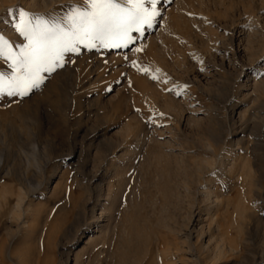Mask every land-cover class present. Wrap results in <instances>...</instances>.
Returning <instances> with one entry per match:
<instances>
[{"label": "rangeland", "instance_id": "1", "mask_svg": "<svg viewBox=\"0 0 264 264\" xmlns=\"http://www.w3.org/2000/svg\"><path fill=\"white\" fill-rule=\"evenodd\" d=\"M18 7L50 23L93 11L90 0H0V37L17 53L27 40L7 10ZM156 8L128 47L80 45L28 96L0 95V264H264V0ZM14 71L0 57V76ZM206 179L223 202L197 196L209 232L184 239L175 203ZM21 190L28 227L10 215ZM213 237L225 250L205 248Z\"/></svg>", "mask_w": 264, "mask_h": 264}, {"label": "snow or ice", "instance_id": "2", "mask_svg": "<svg viewBox=\"0 0 264 264\" xmlns=\"http://www.w3.org/2000/svg\"><path fill=\"white\" fill-rule=\"evenodd\" d=\"M90 2L93 11L77 10L61 23L43 21L19 7L7 10L14 17L15 29L27 44L17 53L0 37V57L10 60L15 70L9 78L0 76V95L6 92L13 97L28 96L33 89L46 84L48 76L45 74L64 68L65 55L79 53L80 45L128 47L135 43L130 33L134 29L143 32L144 26L151 27L159 15L158 0H151V11L144 6V0H128L131 9L121 7L115 0ZM136 51L143 49L137 47ZM68 62H71L70 57Z\"/></svg>", "mask_w": 264, "mask_h": 264}, {"label": "bare ground", "instance_id": "3", "mask_svg": "<svg viewBox=\"0 0 264 264\" xmlns=\"http://www.w3.org/2000/svg\"><path fill=\"white\" fill-rule=\"evenodd\" d=\"M8 2V1H7ZM2 3V2H1ZM9 3V2H8ZM4 4V3H3ZM31 5V4H30ZM259 83V82H258ZM259 85V84H258ZM204 90V89H203ZM196 111V110H195ZM181 112V111H180ZM202 118V117H201ZM194 119V118H193ZM196 120V119H195ZM215 130V129H214ZM211 135V134H210ZM142 136V135H141ZM142 137H144V136H142ZM215 139V138H214ZM213 141V140H212ZM215 141V140H214ZM216 143V142H215ZM205 144H207L208 146H210V143L209 142H205ZM122 146V145H121ZM112 148V147H111ZM205 156V155H204ZM224 156V155H223ZM212 157V156H211ZM219 157H221V155H219ZM160 158V157H159ZM222 158H224V157H222ZM202 159V158H201ZM216 161V160H215ZM224 161V160H223ZM212 162H213V159H212ZM218 162H219V160H218ZM113 163V162H112ZM209 165H211V159H209V158H204L203 160H202V163L198 166V170L200 171V173L201 172H203L204 170V168L206 167V166H209ZM225 165V164H224ZM213 166V165H212ZM217 166V165H216ZM224 167V166H223ZM222 167V168H223ZM207 168V167H206ZM208 168H210V166L208 167ZM125 169V168H124ZM214 169H215V167H214ZM221 169V168H220ZM231 169V168H230ZM1 171V170H0ZM221 171V170H220ZM207 173V172H206ZM203 174V173H202ZM199 175H201V174H199ZM206 175V174H205ZM122 176H124V175H122ZM190 176H191V174H190ZM201 176H203L204 177V175H201ZM201 176H199V177H201ZM197 178V177H196ZM171 179V178H170ZM205 179V178H204ZM187 180H189V179H187ZM177 181V180H176ZM190 181H191V179H190ZM200 181V180H199ZM192 182V181H191ZM190 182V183H191ZM194 182V181H193ZM196 182V181H195ZM198 182V181H197ZM214 182V181H213ZM184 183V182H183ZM189 183V181L185 184L186 185V188H187V192H185L186 194L188 193V192H190V194L189 195H191L190 196V201H188V198H187V202H188V204L185 206V204H186V202H185V204H182L184 201H186V199L182 202L181 200H179V201H176V203H175V205L177 204V207L175 208V209H180V211L183 209V211H184V208L186 209V214L184 215L185 217V219L188 221L187 222V230H189V231H187L186 233H183L181 236H184V239H185V236H188V237H190V235H193V237H194V235H196V236H198V237H200V239L202 240V239H204V237L207 235V232H209L208 230H207V228L209 229V225H208V227L203 223V217H202V215H201V210L199 209V207L197 208V209H199L197 212H196V205L198 206V204H196L197 203V200L199 199H197L196 197L198 196V197H200V199H201V202H203V203H205V204H210L211 203V205L212 206H210V205H208V206H206V208L207 207H212V208H217V207H220V205H221V203L223 202L222 200H223V198H221L217 193H216V189L214 190V188H213V186H212V180L210 179V180H208V179H206V180H204V182H202L201 183V181H200V186H198V187H193V185H191ZM29 185V184H28ZM160 186V185H159ZM197 186V185H196ZM217 186V185H216ZM166 187V186H165ZM32 188V187H31ZM179 188V187H178ZM217 188V187H216ZM7 189V188H6ZM5 188L3 189H1L0 188V209L2 208V207H5V205L6 206H8L9 204H10V200L8 201V199H7V196H6V193L8 192L7 190H6ZM4 190H6L7 192H5ZM176 191H179V189L178 190H176ZM179 193H181V192H179ZM26 192H24V191H20L18 194H16L17 195V200H16V203L13 205V207H11V209H10V215H13L15 218H17V219H20V221L24 224V226H26V227H28L29 226V220L27 219H25L24 218V215L26 214V212H28L27 210L29 209L30 210V206L32 205V204H30V203H26V202H28V201H26V199H25V197H26ZM184 194V193H183ZM165 195V194H164ZM177 195H179V194H177ZM221 195V194H220ZM180 196V199L182 198V197H184V196H182L181 197V195H179ZM186 196V195H185ZM188 196V195H187ZM186 196V197H187ZM193 197H195V198H193ZM28 199V198H27ZM166 199V198H165ZM195 199H197V200H195ZM222 199V200H221ZM98 201V200H97ZM174 201V200H173ZM181 201V202H180ZM222 201V202H221ZM227 201V200H226ZM113 202V201H112ZM166 202V201H165ZM198 202H200V201H198ZM207 202V203H206ZM96 203V202H95ZM104 203V202H103ZM181 203V204H180ZM115 205V204H114ZM169 205H170V203H169ZM174 205V204H173ZM172 205V206H173ZM174 205V206H175ZM226 205H228V203L226 204ZM96 206V205H95ZM185 206V207H184ZM200 206V205H199ZM204 206V205H203ZM28 207V208H27ZM104 207V206H103ZM114 208V207H113ZM166 208V207H165ZM200 208H202V207H200ZM203 209V208H202ZM220 209V208H219ZM102 210V209H101ZM208 210V209H207ZM214 210V209H213ZM228 210V209H227ZM240 210V209H239ZM31 211V210H30ZM203 211V210H202ZM206 211V210H205ZM208 212V211H207ZM29 213V212H28ZM214 213V212H213ZM217 213V212H216ZM215 213V214H216ZM227 213V212H226ZM182 214V213H181ZM181 214H179V215H181ZM183 214H184V212H183ZM208 214V213H207ZM219 214V213H218ZM218 214H217V216H218ZM250 215V214H249ZM182 216V215H181ZM213 216V215H212ZM216 216V217H217ZM178 217V216H177ZM10 218V217H9ZM181 218V217H180ZM205 218H207V217H205ZM212 219H210V221L212 220L213 221V224H216L217 226V228L218 227H221V225L222 224H220V222H219V219L218 218H216V220H214V217H211ZM13 219V218H12ZM145 219V218H144ZM177 219V218H176ZM223 219H226V218H223ZM184 220V219H183ZM205 220V219H204ZM176 221V220H175ZM208 221H209V219H208ZM208 221H206V222H208ZM223 221V220H222ZM162 223V222H161ZM169 224V223H168ZM168 224H167V230H168ZM178 224H179V222H178ZM184 224V223H183ZM163 225V224H162ZM164 225H166V223L164 224ZM185 225V224H184ZM170 226V225H169ZM173 227V226H172ZM171 226H170V228H172ZM177 227V226H176ZM225 227V226H224ZM169 228V229H170ZM182 229V228H181ZM186 229V228H185ZM102 230V229H101ZM171 230V229H170ZM178 230H180V229H178ZM220 230V229H219ZM172 232H173V230H171ZM180 232V231H179ZM184 232V231H183ZM218 232V231H217ZM249 232V231H248ZM224 233V232H223ZM229 233V232H228ZM144 234V233H143ZM180 234V233H179ZM145 236V235H144ZM143 236V237H144ZM176 236H178V235H176ZM212 236V235H211ZM214 236V235H213ZM223 236H225V235H223ZM230 236V235H229ZM138 237V236H137ZM219 237V236H218ZM168 238V237H167ZM181 238V237H180ZM187 238V237H186ZM215 237H213L212 239L210 238L209 240H208V242L206 243L207 245H206V249H213L214 251H216V252H220L221 250H225V249H223V241H219V238H217L218 240H215L214 239ZM139 239V238H138ZM143 239V238H142ZM182 239V238H181ZM180 239V240H181ZM183 240V239H182ZM187 240V239H186ZM185 240V241H186ZM138 241V240H137ZM162 242V241H161ZM189 242V241H188ZM172 244V243H171ZM146 245V244H145ZM197 245V244H196ZM226 245V244H225ZM140 246H142V245H140ZM162 246H163V244H162ZM174 246V245H173ZM182 246V248H183V246L185 247V245H181ZM228 246V245H227ZM226 246V247H227ZM193 247V246H192ZM168 248V247H167ZM171 248V247H170ZM182 248H180V249H182ZM202 248V247H201ZM229 249V248H228ZM140 250H141V248H140ZM165 250H166V245H165ZM208 250V251H209ZM133 251V250H132ZM172 251V250H171ZM176 251V250H175ZM183 251V250H182ZM181 251V252H182ZM212 251V250H211ZM228 251V250H227ZM166 252V251H165ZM168 252V251H167ZM137 253V252H136ZM214 253V252H213ZM159 254V253H158ZM172 254H173V252H172ZM219 254V253H218ZM221 254V253H220ZM227 255V254H226ZM173 256V255H172ZM217 256V255H216ZM158 257V256H157ZM165 257H167L166 259H165V263L164 264H177L176 262H175V257L174 258H172V257H170V256H168V254H166L165 255ZM211 257V256H210ZM221 257V256H220ZM123 258V257H122ZM214 258V257H213ZM177 259V258H176ZM190 259H192V258H190ZM125 260V259H124ZM160 259H158V261H159ZM185 260V259H184ZM214 260H215V258H214ZM197 261V260H196ZM179 262V261H178ZM181 262V261H180ZM191 262V261H190ZM198 262V261H197ZM187 263V262H186Z\"/></svg>", "mask_w": 264, "mask_h": 264}]
</instances>
